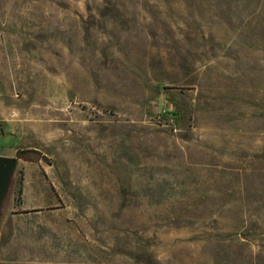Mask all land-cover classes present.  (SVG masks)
Segmentation results:
<instances>
[{
  "label": "rangeland",
  "instance_id": "rangeland-1",
  "mask_svg": "<svg viewBox=\"0 0 264 264\" xmlns=\"http://www.w3.org/2000/svg\"><path fill=\"white\" fill-rule=\"evenodd\" d=\"M17 150L0 264H264V0H0Z\"/></svg>",
  "mask_w": 264,
  "mask_h": 264
},
{
  "label": "water",
  "instance_id": "water-1",
  "mask_svg": "<svg viewBox=\"0 0 264 264\" xmlns=\"http://www.w3.org/2000/svg\"><path fill=\"white\" fill-rule=\"evenodd\" d=\"M17 165V158L0 156V209Z\"/></svg>",
  "mask_w": 264,
  "mask_h": 264
},
{
  "label": "trees",
  "instance_id": "trees-1",
  "mask_svg": "<svg viewBox=\"0 0 264 264\" xmlns=\"http://www.w3.org/2000/svg\"><path fill=\"white\" fill-rule=\"evenodd\" d=\"M168 114L171 116L170 120L173 122V124L175 126H179L180 122L183 120L182 111L176 106H174V110L171 113L168 112ZM15 158H17V160L27 163H37L40 160L45 161V158L35 150H17L15 153ZM20 195L21 194L19 192V197L17 199L18 203H20L21 201Z\"/></svg>",
  "mask_w": 264,
  "mask_h": 264
}]
</instances>
